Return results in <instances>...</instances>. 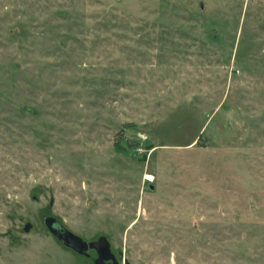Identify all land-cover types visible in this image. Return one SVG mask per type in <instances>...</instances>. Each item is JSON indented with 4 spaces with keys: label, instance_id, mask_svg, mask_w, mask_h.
<instances>
[{
    "label": "rangeland",
    "instance_id": "1",
    "mask_svg": "<svg viewBox=\"0 0 264 264\" xmlns=\"http://www.w3.org/2000/svg\"><path fill=\"white\" fill-rule=\"evenodd\" d=\"M45 216L116 264H264V0H0V264H94Z\"/></svg>",
    "mask_w": 264,
    "mask_h": 264
},
{
    "label": "water",
    "instance_id": "2",
    "mask_svg": "<svg viewBox=\"0 0 264 264\" xmlns=\"http://www.w3.org/2000/svg\"><path fill=\"white\" fill-rule=\"evenodd\" d=\"M51 202L52 200L50 199L48 204L50 205ZM43 220L48 230L54 234L61 243L72 248L76 252L85 254L88 247H94L98 254L94 259V264H99L101 256H113L112 253H107L109 251V242L103 234H100L96 239L87 241L79 234L61 225L59 222L53 223V221L56 220L54 217L45 216ZM28 226L29 224L25 223L24 230H27ZM124 264H128V262L124 261Z\"/></svg>",
    "mask_w": 264,
    "mask_h": 264
},
{
    "label": "flooded vegetation",
    "instance_id": "3",
    "mask_svg": "<svg viewBox=\"0 0 264 264\" xmlns=\"http://www.w3.org/2000/svg\"><path fill=\"white\" fill-rule=\"evenodd\" d=\"M56 221V222H55ZM55 221H53V223H58V221L57 220H55ZM93 249H94V251H95V253H96V256L98 255L97 254V250L94 248V247H92ZM112 253L111 251H110V248H109V251L107 252V253ZM81 254H83V253H81ZM85 254H87V250H86V253ZM113 254V253H112ZM117 263V261L114 259V256H108V257H103V256H101V260H100V262H99V264H116Z\"/></svg>",
    "mask_w": 264,
    "mask_h": 264
}]
</instances>
